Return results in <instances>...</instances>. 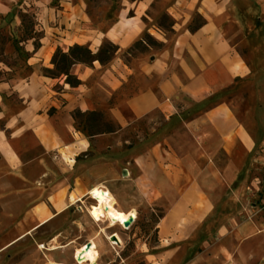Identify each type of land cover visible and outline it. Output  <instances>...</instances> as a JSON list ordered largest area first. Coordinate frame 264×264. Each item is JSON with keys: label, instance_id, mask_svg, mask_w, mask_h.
<instances>
[{"label": "rangeland", "instance_id": "1", "mask_svg": "<svg viewBox=\"0 0 264 264\" xmlns=\"http://www.w3.org/2000/svg\"><path fill=\"white\" fill-rule=\"evenodd\" d=\"M246 1L0 0V138H13L9 149L12 151L24 146L22 142L27 137L41 136L43 130L54 158L59 160L61 182H72L89 171L91 181H100L125 209L135 211L131 227L117 232L121 245L116 247L108 241V233H98L80 204L71 207L70 220L75 228L67 229L69 240L75 237L81 245L97 237L104 249L99 264H202L210 257H201L202 246L193 244L194 227L183 223L185 208L171 211L163 200H144L131 189L128 173L131 161L122 154L153 130L169 129L173 121L157 112L116 134L89 141L88 134L71 118L80 100L78 95L71 96V91H82L97 106L96 112L104 114L103 123L115 128L116 121L110 113L113 105L164 77L161 72L146 74L147 63L163 59L168 64L190 58L208 63L212 50L208 43L220 47L221 59H227L234 52L244 57V43L251 38L252 27L264 24V16L252 17L243 10L233 9L235 4L240 6ZM147 37L161 43L162 48L136 45L147 42ZM108 43L118 51L106 66L95 62L89 67L72 69V74L81 81L77 90L64 85L63 80L49 78L46 73L47 69H53L51 59L57 49L67 52L69 47L80 45L96 53ZM180 78L184 79V74ZM103 91L119 92L107 96ZM216 91L220 92L213 97L187 103L210 105L229 100L228 85ZM249 94V91H238L235 95L243 103ZM52 109L55 114L50 117ZM176 135L174 143L188 149L193 146L183 129H176ZM72 136L80 142L73 143ZM85 142L88 146L80 152ZM3 151L0 148V156ZM258 151L259 166L253 178L259 180L260 189L255 195L264 200V144ZM88 158L91 160L84 169L77 166L78 160ZM72 170L79 172V176H73ZM70 194L73 193L60 192L61 205ZM77 198L92 203L86 192ZM66 240L56 247H62ZM195 242L199 241L195 239ZM51 256L52 262L72 261L61 250Z\"/></svg>", "mask_w": 264, "mask_h": 264}, {"label": "crops", "instance_id": "2", "mask_svg": "<svg viewBox=\"0 0 264 264\" xmlns=\"http://www.w3.org/2000/svg\"><path fill=\"white\" fill-rule=\"evenodd\" d=\"M239 5L233 9L264 16V0ZM252 29L244 57L234 52L221 59L220 47L208 43V63L194 58L147 63L146 74L161 72L164 77L146 90L133 91L110 110L117 127L113 134L157 112L173 121L169 129L153 130L122 155L131 161L133 192L144 200H163L171 211L186 209L183 223L194 227L192 242L202 246L201 257H210L202 264H264V200L256 198L260 184L253 178L259 166L256 154L264 144V24ZM225 84L227 102L187 103L213 97ZM238 91H249V98L241 103ZM81 92L70 94L80 96L75 111H96ZM118 92L103 91L107 96ZM176 129L192 139L190 149L173 142ZM46 139L42 130L41 136L27 137L24 146L10 151L13 138H0V264H51L56 250H41L39 245L76 242L75 237L69 240L68 230L75 228L71 207L90 188L91 172L61 182L59 160ZM87 146L83 143L80 152ZM90 160L76 164L84 169ZM61 191L73 193L62 205Z\"/></svg>", "mask_w": 264, "mask_h": 264}, {"label": "bare ground", "instance_id": "3", "mask_svg": "<svg viewBox=\"0 0 264 264\" xmlns=\"http://www.w3.org/2000/svg\"><path fill=\"white\" fill-rule=\"evenodd\" d=\"M86 196L92 203H86L83 198H79L74 205L80 204L82 212L88 216L98 233H108V241L119 247L121 239L117 232L120 229H126L125 224L135 219V211L125 209L100 181L91 182ZM39 249L61 250L66 257L72 260L51 264H99L104 256L103 246L97 237L90 238L81 245L74 241L62 247L47 248L41 244Z\"/></svg>", "mask_w": 264, "mask_h": 264}, {"label": "trees", "instance_id": "4", "mask_svg": "<svg viewBox=\"0 0 264 264\" xmlns=\"http://www.w3.org/2000/svg\"><path fill=\"white\" fill-rule=\"evenodd\" d=\"M172 25L168 27V30H172ZM197 29L194 30V32ZM147 42H138L136 45H144V48H156L161 49L162 44L153 40L151 37H147ZM118 48L110 43L100 48L96 53H93L90 49L80 46L73 45L68 48L67 52H63L57 49L51 59V65L53 69H47L46 73L51 79L63 80L64 85L71 89L78 88L81 85V81L72 74V69L77 66H91L97 62L101 66H106L111 62L112 57L117 53ZM55 110L52 109L49 116H53ZM72 119L78 128L88 134L92 139L99 135L113 134L117 131V127L103 123L105 120L104 114L96 111L92 112H81L74 111L72 113Z\"/></svg>", "mask_w": 264, "mask_h": 264}, {"label": "water", "instance_id": "5", "mask_svg": "<svg viewBox=\"0 0 264 264\" xmlns=\"http://www.w3.org/2000/svg\"><path fill=\"white\" fill-rule=\"evenodd\" d=\"M124 173H125V172H124ZM132 223H133V221H130V222L126 223V224H125V228H126V229L130 228L131 225H132Z\"/></svg>", "mask_w": 264, "mask_h": 264}]
</instances>
